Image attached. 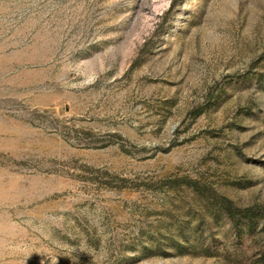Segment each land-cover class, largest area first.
<instances>
[{"label": "rangeland", "instance_id": "rangeland-1", "mask_svg": "<svg viewBox=\"0 0 264 264\" xmlns=\"http://www.w3.org/2000/svg\"><path fill=\"white\" fill-rule=\"evenodd\" d=\"M0 264H264V0H0Z\"/></svg>", "mask_w": 264, "mask_h": 264}, {"label": "trees", "instance_id": "trees-1", "mask_svg": "<svg viewBox=\"0 0 264 264\" xmlns=\"http://www.w3.org/2000/svg\"><path fill=\"white\" fill-rule=\"evenodd\" d=\"M222 201H223L222 202L223 204H221V205H222V208L225 211L226 215L228 217H234L236 212H234L235 206H233V203L228 199H224Z\"/></svg>", "mask_w": 264, "mask_h": 264}]
</instances>
